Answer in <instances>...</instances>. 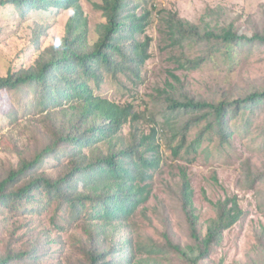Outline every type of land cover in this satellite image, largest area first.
Here are the masks:
<instances>
[{
	"label": "trees",
	"instance_id": "obj_1",
	"mask_svg": "<svg viewBox=\"0 0 264 264\" xmlns=\"http://www.w3.org/2000/svg\"><path fill=\"white\" fill-rule=\"evenodd\" d=\"M7 5L15 7L21 16L31 8L48 11L51 7L71 10L72 15L66 36L34 66L0 76V106L7 103L6 115L12 122L31 115L49 122L43 148L32 159L21 160L0 180L3 222L9 223L13 217L39 216L55 205L63 215L62 227L54 221L56 229L84 226L88 241L80 250L83 259L79 264H158L157 260L169 255L184 264L210 260L222 247L225 233L242 221L245 212L237 195L209 201L215 217L207 222L203 234L195 191L185 171L180 175L179 198L190 244L182 246L169 238L165 245L115 238L131 227L140 209L150 201L163 155L160 132L154 128L149 134L141 133L137 125L142 118L135 107L112 101L104 96L102 88L107 77L136 80L137 86L142 68L150 59V39L141 38L152 12L146 9L140 14V0H102L95 8L105 21L98 25V39L91 44L89 20L81 0L0 1V7ZM161 20L167 43L164 48L180 52L171 58L183 71L197 70L216 56L233 67L238 65L241 51L256 44L264 46V34L240 35L233 25L202 28L178 15L163 16ZM194 48L206 51L190 58L188 51ZM166 102L160 114L161 131L168 133L172 155L197 156L202 146L214 139L220 146L217 153L231 148L236 132L230 122L239 119V127H252V118L264 112V91L233 101L208 102L185 96L168 97ZM126 126L133 130L129 136L124 134ZM196 127L201 131L191 139ZM261 129L264 135V124ZM243 132L249 134H239ZM203 153L210 157L213 151ZM246 179L253 188L262 177L249 172ZM25 226L27 241L20 243V249L9 245L0 264H40L48 257L49 237L32 239L30 232L35 229ZM1 230L0 226V237Z\"/></svg>",
	"mask_w": 264,
	"mask_h": 264
},
{
	"label": "rangeland",
	"instance_id": "obj_2",
	"mask_svg": "<svg viewBox=\"0 0 264 264\" xmlns=\"http://www.w3.org/2000/svg\"><path fill=\"white\" fill-rule=\"evenodd\" d=\"M1 1V0H0ZM102 0H81L89 20L90 42L97 39V27L105 20L96 8ZM140 14L151 11L149 27L141 40L150 39V59L142 68L141 78L128 82L125 78L113 80L107 77L102 93L112 101L132 104L140 113L137 125L141 133L149 134L152 129L159 131L163 162L153 181V194L143 206L131 227L123 230L121 236L134 243L149 244L150 241L165 245L167 238L175 244H190L189 230L180 207L179 187L181 173L190 177L195 191V206L200 216V227L206 233L207 222L215 217V210L209 201L217 202L237 195L245 216L240 223L225 233L224 242L210 260L203 264H264V112L252 118V127L244 130L240 120L230 122L236 132L232 146L222 149L217 139L206 142L197 156L172 155L167 145V134L161 131L160 114L167 105V98L182 99L185 96L195 100L219 102L223 99L237 100L250 93L264 91V46L254 45L250 50L241 51L238 65L231 67L223 57L205 62L194 71H183L171 58L179 51L165 49L162 17L178 15L202 28H226L231 25L247 37L264 34V0H140ZM72 15L71 10L49 8L30 9L21 16L15 7H0V76L34 66L50 47L58 45L66 36V26ZM126 11L122 12V16ZM205 48L188 51L190 58L200 57ZM174 76L177 77L175 79ZM7 103L0 106V180L21 160L32 159L44 145V136L49 128L43 117L33 115L12 122L6 115ZM15 107V104L13 105ZM243 129V130H242ZM193 139L201 128L192 130ZM239 131H248L239 134ZM133 132L130 126L125 136ZM203 150L213 151L207 157ZM249 172L261 175L253 188L246 177ZM62 212L53 205L39 216L13 217L9 223L0 218V257L8 246L20 249L27 241L26 224L32 229V239L48 236L50 245L48 257L40 264H79L80 250L87 244L84 226H65L56 229L54 221L62 227ZM112 262L115 260L112 256ZM158 264H184L174 255L156 261Z\"/></svg>",
	"mask_w": 264,
	"mask_h": 264
}]
</instances>
